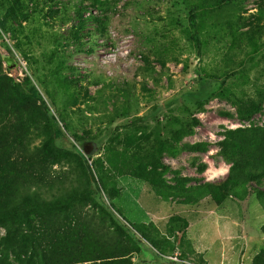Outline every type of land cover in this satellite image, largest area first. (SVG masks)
Here are the masks:
<instances>
[{
  "label": "rangeland",
  "instance_id": "374dc122",
  "mask_svg": "<svg viewBox=\"0 0 264 264\" xmlns=\"http://www.w3.org/2000/svg\"><path fill=\"white\" fill-rule=\"evenodd\" d=\"M81 1L46 6V0H6L1 12L14 6L17 22L15 36L0 28V74L16 83L29 78L69 143L94 150L89 166L101 199L85 203L82 213L98 226L106 218L108 226H123L141 240V251L130 256L134 264H169L165 260L177 256L181 264H252L264 251L258 196L240 192L220 204L212 197L185 204L184 196L228 177L231 165L221 156L228 133L264 129V0H191V7L182 0H86L79 18ZM191 9L200 11L201 54L189 40ZM212 89L237 97L243 107L260 103L262 110L242 121L231 102L214 99L198 109L193 99ZM194 119L199 125L180 146L205 144L207 151L165 155L169 171H153L156 135L170 139L178 123L192 125ZM50 134L41 103H11L0 118V141L8 135L13 145H2L10 163L20 159L23 144L36 148ZM36 170L55 186L84 174L71 157ZM115 208L154 236L163 254ZM11 234L18 246L5 243ZM31 243L28 228L0 226V264H38L30 259Z\"/></svg>",
  "mask_w": 264,
  "mask_h": 264
},
{
  "label": "trees",
  "instance_id": "16d2710c",
  "mask_svg": "<svg viewBox=\"0 0 264 264\" xmlns=\"http://www.w3.org/2000/svg\"><path fill=\"white\" fill-rule=\"evenodd\" d=\"M5 1L0 0V28L4 34L15 36L14 26L17 22L13 19L15 8L10 5L5 13H2ZM58 1L46 0L45 4L47 6L50 2L58 5ZM85 2L86 0L79 2L80 6L76 9V16L79 18H82L81 11L85 9L83 7ZM182 2L191 7V0H182ZM200 19V11L191 9L189 40L198 54H201L204 45ZM12 41L16 42L17 39L13 38ZM15 48L27 58L21 44H16ZM7 50L11 53L9 49ZM4 60L0 52V67ZM262 94L263 92H260L259 96L264 100ZM214 99L231 102L237 108L238 117L242 121L251 120L262 110V104L255 102L251 106L243 107L237 97L228 95L221 89L219 91L212 89L206 96H198L193 100L196 107L202 110L206 103ZM11 103L20 108L41 103L49 118L52 134L36 148L32 149L31 144H23L20 159L14 163H10L4 157L7 149L5 150L2 145L6 144L8 148L13 146L9 136L4 135V139L0 141V226L15 222L19 227L28 228L33 240L30 259L38 264H134L130 256L141 251L143 245L141 240L123 226H119L118 229L108 226L106 218L98 226L82 213L83 207H86L85 203L101 199V189L89 166L94 150L90 151L86 146L80 150L76 145L69 143L42 92L29 78L23 83H16L7 75L0 74V118L8 112ZM178 124L180 129L175 131L170 139H163L160 133L156 135L154 155L149 162L153 171L163 173L169 171V167L163 163L165 155L176 158L184 151H207L205 144L180 146L185 138L194 134L193 128L199 125L197 119L193 120L192 125ZM93 146H97V143ZM221 156L231 165L228 177L219 183L206 184L195 195L186 194L184 203H195L206 197H212L220 204L232 195L240 197L239 193L243 192L244 196L257 195L264 206V129L228 133ZM68 157L75 159L83 167L82 180L70 184L58 182L59 184L55 186V183L45 180L40 174H34L36 168L42 166L43 162ZM102 182L103 185L104 180ZM180 182L186 184L189 179ZM102 204L105 208L103 202ZM115 212L131 226L133 231L138 232L144 240L163 254L162 246L156 242L154 236L147 235L141 227L130 223L118 209L115 208ZM18 242L19 240L12 235L5 243L18 246ZM20 248L25 250L24 245ZM21 253L23 256H29L27 252ZM161 256L160 258L164 260L165 256ZM165 261L169 264H181ZM252 264H264V251L256 256Z\"/></svg>",
  "mask_w": 264,
  "mask_h": 264
},
{
  "label": "built area",
  "instance_id": "2783aa9c",
  "mask_svg": "<svg viewBox=\"0 0 264 264\" xmlns=\"http://www.w3.org/2000/svg\"><path fill=\"white\" fill-rule=\"evenodd\" d=\"M173 262H179V263H181L180 261H179V258H178V256L177 257H171L170 258Z\"/></svg>",
  "mask_w": 264,
  "mask_h": 264
},
{
  "label": "clouds",
  "instance_id": "9594fccd",
  "mask_svg": "<svg viewBox=\"0 0 264 264\" xmlns=\"http://www.w3.org/2000/svg\"><path fill=\"white\" fill-rule=\"evenodd\" d=\"M227 171H228V169H227V168H225V169H222V174H226V173H227Z\"/></svg>",
  "mask_w": 264,
  "mask_h": 264
},
{
  "label": "water",
  "instance_id": "95a60500",
  "mask_svg": "<svg viewBox=\"0 0 264 264\" xmlns=\"http://www.w3.org/2000/svg\"><path fill=\"white\" fill-rule=\"evenodd\" d=\"M14 66H15L14 63H10V64H9V68H10V69L14 68Z\"/></svg>",
  "mask_w": 264,
  "mask_h": 264
}]
</instances>
